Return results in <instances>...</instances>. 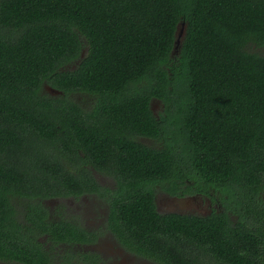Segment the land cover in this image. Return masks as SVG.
<instances>
[{"label": "trees", "instance_id": "obj_1", "mask_svg": "<svg viewBox=\"0 0 264 264\" xmlns=\"http://www.w3.org/2000/svg\"><path fill=\"white\" fill-rule=\"evenodd\" d=\"M68 198L156 263L264 264V0H0V263L98 264Z\"/></svg>", "mask_w": 264, "mask_h": 264}, {"label": "flooded vegetation", "instance_id": "obj_2", "mask_svg": "<svg viewBox=\"0 0 264 264\" xmlns=\"http://www.w3.org/2000/svg\"><path fill=\"white\" fill-rule=\"evenodd\" d=\"M146 141V140H144ZM100 184H109V180L100 177L98 179ZM159 194V193H158ZM157 194V195H158ZM165 196V199L155 196L154 202L156 205V209L161 214H167V213H179V214H191V215H197V216H203L206 217L210 215L213 210H216L217 212H221L220 206L217 204L216 200L211 199L207 196H200V195H188L183 198H176L170 195H167L165 193H161ZM161 199V200H159ZM184 199H191L190 203L192 205L185 206V209H180V202ZM96 202L98 204V207L94 206L93 203ZM99 201L91 200V201H75L74 198H68L61 200L59 202H55L54 204H61L65 207V211L68 212V214L61 211H56V206H52L49 208V216L51 218H58L59 216L63 215V220H68V217L70 218V221L75 224L78 222L79 225L86 227L89 231L93 232L96 237L95 241L91 244H76L69 246L67 249L72 250L74 253H91L93 255H96L98 257V264H104L105 263V252L110 254L112 256L113 264H159L151 259H148L146 257H143L142 254L129 251L123 246H120L118 244V241L115 240L110 233L107 232L105 227L106 222V208L101 209L99 207ZM84 204H87L83 206ZM161 205L158 210V205ZM173 205L175 207H173ZM80 208H83L84 210H80ZM93 211H92V210ZM161 211V212H160ZM75 214L78 216L75 218ZM65 215V216H64ZM72 215V216H70ZM65 218V219H64ZM234 219V222L236 223L237 220H235V217H232ZM93 227V228H92ZM107 237H110L111 240L107 239ZM45 239H43L44 241ZM110 241V242H109ZM264 241V240H263ZM109 242V244H108ZM51 244L48 242L44 246L46 249L49 248ZM114 246V248L111 249V246ZM66 249V250H67ZM264 252V251H262Z\"/></svg>", "mask_w": 264, "mask_h": 264}, {"label": "rangeland", "instance_id": "obj_3", "mask_svg": "<svg viewBox=\"0 0 264 264\" xmlns=\"http://www.w3.org/2000/svg\"><path fill=\"white\" fill-rule=\"evenodd\" d=\"M158 197H161V198H163V199H165V196L164 195H162L161 193H159L158 195H157ZM159 200H161V199H159ZM86 201V200H85ZM190 201H192L191 199H184V200H182L181 202H180V204H179V206H180V209H185V206H187L188 204L189 205H192V203H190ZM91 203H93V205L94 206H96V207H98V204L96 203V202H91ZM58 204H53L52 206H57ZM85 205H87V204H84L83 206H85ZM161 205L159 204L158 205V210H159V207H160ZM99 207L101 208V209H103L104 207L103 206H101V205H99ZM173 207H175L174 205H173ZM80 210L82 211V210H84L83 208H80ZM92 210V209H91ZM85 211V210H84ZM93 211V210H92ZM161 212V211H160ZM76 215V214H75ZM93 228V227H92ZM110 237H107V239H109ZM109 240H111V238L109 239ZM110 242V241H109ZM109 242H108V244H109ZM112 248H114V246L112 245L111 246V249ZM105 263L104 264H111V261H112V256L110 255V254H108L107 252H105ZM0 264H3V263H0ZM112 264H113V262H112Z\"/></svg>", "mask_w": 264, "mask_h": 264}, {"label": "water", "instance_id": "obj_4", "mask_svg": "<svg viewBox=\"0 0 264 264\" xmlns=\"http://www.w3.org/2000/svg\"><path fill=\"white\" fill-rule=\"evenodd\" d=\"M181 34H182V28H181V30H177L176 31V36H177V38L175 39V44H174V49H175V47H176V45L178 44V41H179V38L178 37H180L181 36ZM83 56H84V53H82L81 54V58H83ZM49 92L52 94V95H58V94H61L60 92H58V91H56V90H54V89H49Z\"/></svg>", "mask_w": 264, "mask_h": 264}]
</instances>
